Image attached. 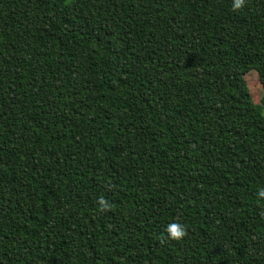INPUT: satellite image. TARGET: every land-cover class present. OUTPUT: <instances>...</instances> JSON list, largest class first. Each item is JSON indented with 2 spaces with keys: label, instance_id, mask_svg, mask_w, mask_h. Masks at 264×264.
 I'll return each instance as SVG.
<instances>
[{
  "label": "trees",
  "instance_id": "trees-1",
  "mask_svg": "<svg viewBox=\"0 0 264 264\" xmlns=\"http://www.w3.org/2000/svg\"><path fill=\"white\" fill-rule=\"evenodd\" d=\"M232 4L0 0V264H264V0Z\"/></svg>",
  "mask_w": 264,
  "mask_h": 264
},
{
  "label": "clouds",
  "instance_id": "clouds-1",
  "mask_svg": "<svg viewBox=\"0 0 264 264\" xmlns=\"http://www.w3.org/2000/svg\"><path fill=\"white\" fill-rule=\"evenodd\" d=\"M244 3H245V0H233L232 7L233 9H239L244 5ZM258 196L264 197V188L259 190ZM98 203H99L101 210L108 208V203L105 201L103 197L99 199ZM164 231L169 240L178 241L185 235L184 226L176 222L169 223L168 225H166Z\"/></svg>",
  "mask_w": 264,
  "mask_h": 264
},
{
  "label": "rangeland",
  "instance_id": "rangeland-1",
  "mask_svg": "<svg viewBox=\"0 0 264 264\" xmlns=\"http://www.w3.org/2000/svg\"><path fill=\"white\" fill-rule=\"evenodd\" d=\"M246 81L250 84L252 89V94L255 102L262 106V113L264 115V98L263 94L260 91V87L258 86V78L256 72H250L246 75Z\"/></svg>",
  "mask_w": 264,
  "mask_h": 264
}]
</instances>
